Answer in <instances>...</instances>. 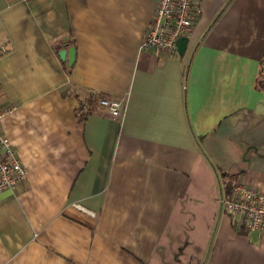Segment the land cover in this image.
<instances>
[{
	"label": "crops",
	"instance_id": "0c3cea01",
	"mask_svg": "<svg viewBox=\"0 0 264 264\" xmlns=\"http://www.w3.org/2000/svg\"><path fill=\"white\" fill-rule=\"evenodd\" d=\"M159 1L0 0V264H264L219 201L264 195V0H203L183 56L141 50Z\"/></svg>",
	"mask_w": 264,
	"mask_h": 264
},
{
	"label": "built area",
	"instance_id": "2783aa9c",
	"mask_svg": "<svg viewBox=\"0 0 264 264\" xmlns=\"http://www.w3.org/2000/svg\"><path fill=\"white\" fill-rule=\"evenodd\" d=\"M203 0H160L144 35L141 50L155 55L178 52V40L189 37L201 14ZM7 52L0 43V55ZM113 119L122 117L123 99L102 98L99 102ZM10 104L0 108V119L14 110ZM11 140L3 133L0 120V193L15 189L27 180V170ZM233 225L245 233H264V195L255 187L237 182L229 195L219 199Z\"/></svg>",
	"mask_w": 264,
	"mask_h": 264
},
{
	"label": "water",
	"instance_id": "95a60500",
	"mask_svg": "<svg viewBox=\"0 0 264 264\" xmlns=\"http://www.w3.org/2000/svg\"><path fill=\"white\" fill-rule=\"evenodd\" d=\"M189 43V38L188 37H182L178 40V50L180 52V55H184L185 51H186V47L188 46ZM60 58L62 61H66L67 57H68V62H69V66H71L72 64H74L75 59H76V48L72 47L68 50H61L60 52Z\"/></svg>",
	"mask_w": 264,
	"mask_h": 264
},
{
	"label": "trees",
	"instance_id": "16d2710c",
	"mask_svg": "<svg viewBox=\"0 0 264 264\" xmlns=\"http://www.w3.org/2000/svg\"><path fill=\"white\" fill-rule=\"evenodd\" d=\"M102 98H103V95H101V94L91 93L89 98H88V101L90 103H93V102L100 101ZM79 111L81 112L82 109L79 108ZM89 113H90V111L85 112V114H82L81 116L83 118H85L86 115H88ZM221 175L224 176V187L223 188L225 189L226 194L229 195L232 192V190H233V186L235 184V180L232 177H228V175L225 174V173H222Z\"/></svg>",
	"mask_w": 264,
	"mask_h": 264
}]
</instances>
